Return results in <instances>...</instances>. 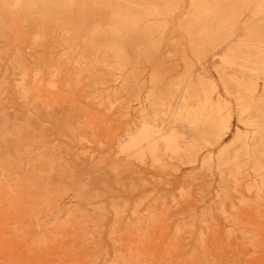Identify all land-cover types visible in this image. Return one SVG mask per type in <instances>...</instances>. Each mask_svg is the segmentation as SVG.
<instances>
[{"label": "rangeland", "instance_id": "obj_1", "mask_svg": "<svg viewBox=\"0 0 264 264\" xmlns=\"http://www.w3.org/2000/svg\"><path fill=\"white\" fill-rule=\"evenodd\" d=\"M178 1L113 27L125 0H0V264H264V111Z\"/></svg>", "mask_w": 264, "mask_h": 264}, {"label": "bare ground", "instance_id": "obj_2", "mask_svg": "<svg viewBox=\"0 0 264 264\" xmlns=\"http://www.w3.org/2000/svg\"><path fill=\"white\" fill-rule=\"evenodd\" d=\"M125 1L128 4L127 6L130 7V11L122 12L118 7V9L113 10L111 13L112 18L115 20L113 27L124 26L127 23L141 24L148 18L168 17L177 10L178 2L180 3L178 0ZM254 4L257 5V8L253 12V17L264 14L263 0L190 1V7L194 9H192V13L197 15L192 21L194 26H197L200 19H204L207 22L203 30L208 35L205 42L211 43V46H209L211 48L208 47V49L217 51L222 46L238 38V42L230 46L225 55L220 57L219 53L215 52L213 59L214 63H216V60L221 61L220 66L215 68L220 75L228 68L239 69H235L239 71V74H230L231 76L229 75V78L223 84L225 83L229 90L231 89L237 96V106L240 109L238 110L240 114L248 111H264V86H261V81L264 83V25L262 27L260 25L249 26L246 23L251 28L247 30L243 38L236 32L245 11ZM132 10H138V12ZM149 32L152 35L155 33L153 28H150ZM213 93L214 89L212 88L204 87L202 89L196 112L202 115L203 111H207L205 118L208 121L217 124L222 129H227L229 118L222 116L226 105L224 106L219 102L214 103L212 99ZM183 102L184 105L188 104L185 96Z\"/></svg>", "mask_w": 264, "mask_h": 264}]
</instances>
